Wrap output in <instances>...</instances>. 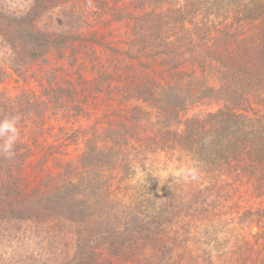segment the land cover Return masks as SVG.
Listing matches in <instances>:
<instances>
[{
    "label": "trees",
    "instance_id": "trees-1",
    "mask_svg": "<svg viewBox=\"0 0 264 264\" xmlns=\"http://www.w3.org/2000/svg\"><path fill=\"white\" fill-rule=\"evenodd\" d=\"M169 1L134 0L129 8L123 4L94 6L99 12L83 18L87 15L85 10L77 17L78 0H29L24 5L0 0V83L15 77L24 84L36 82L39 87V94L25 89L12 96L0 92V117L14 111L22 114L15 159L0 157V238L4 239H0V247L6 245L9 249L0 248V264H32L38 259L18 253L19 232L28 233L27 238L37 239L38 243L40 240L51 243L55 239L58 245L66 246L72 241L76 244L87 238L91 210L102 209L109 203L118 208L116 200L108 199L109 185L86 176L98 170H112L120 158L126 157L127 140L136 137L127 134L131 130L130 120L126 126L106 121L107 127L92 128L89 137L82 140L84 149L77 163L74 167L70 164L59 167L56 176L45 167L55 154L54 147L41 144L46 132L44 125H49L50 119L58 115L66 117L74 110L79 112L76 103L79 93L92 92L95 86L98 91L101 86L110 91L112 83L125 86L123 93L128 101L149 103L155 106L157 114L164 115L160 122L163 128L156 134L138 138L137 142L155 143L167 155L176 151L187 153L201 169L215 173L213 180L224 177L223 184L214 192L219 202L212 205L213 198L201 202L203 221L212 227L209 248L215 253L224 250L214 256L215 262L264 264V0H186L179 6ZM104 13L126 29L121 50L110 48L108 40L104 42L106 33L98 36L97 26L107 22L103 23L101 18ZM47 14L51 18L54 14L55 18L44 28ZM149 40L153 44L149 45ZM130 43L145 48L144 53L149 52L147 59L155 63L158 56L178 49L189 71L181 74L175 69L179 79L169 89L176 95L183 93L181 89L185 92L176 107H162L158 96L163 91L152 79L154 74L157 78L171 70L172 65L160 59L158 63L164 66L146 70L138 54L130 57L123 51ZM97 45L115 54V60L109 72L104 71L93 80V89L81 74L72 83L66 69L48 67L52 55L71 66L80 47ZM152 45L156 47L151 50ZM198 70L207 75L212 72L211 84L205 91L214 94V104L219 103V108L182 120L183 103L192 104L194 100L183 88L184 78L194 79ZM181 76L183 81L179 82ZM178 125H182V131L176 130ZM71 135L63 134L66 139ZM106 142L111 147H104ZM240 187L258 201L256 207L241 206L240 197L235 198ZM140 206L143 211L134 208L135 224L124 234L100 236L101 245L107 254L120 258L125 255L126 246L137 250L146 247L158 251L162 260L173 249L174 238L165 229L169 217L154 199H146ZM235 225L239 230L255 226L258 232L248 240L234 235ZM9 236L13 240L5 241ZM61 253L65 258L66 252ZM84 254L93 260L99 250L91 248ZM209 258L206 264H216Z\"/></svg>",
    "mask_w": 264,
    "mask_h": 264
},
{
    "label": "rangeland",
    "instance_id": "rangeland-1",
    "mask_svg": "<svg viewBox=\"0 0 264 264\" xmlns=\"http://www.w3.org/2000/svg\"><path fill=\"white\" fill-rule=\"evenodd\" d=\"M7 1L11 2V5H24L29 2V0H5V2ZM185 1L170 0L169 2L172 5L179 6L184 4ZM132 2L134 0H78L79 16L77 17H81V11L85 10L87 15H84L83 18H91L93 16L92 12H99L94 6L99 8L101 5L109 7L123 4L129 8ZM63 15L59 14L60 17ZM53 18H55L54 14ZM53 18L48 14L46 15L43 20L44 28L52 23ZM101 18L103 23H105V20L107 22L104 25L97 26L99 30L98 36L101 33H106L103 39L104 42L108 40L111 42L110 48L121 50L123 47V33L126 31L125 27L121 23L112 21V18L107 13H104ZM108 20L111 21L109 22ZM109 30L110 33L107 34ZM174 36H178V34H174ZM150 43L153 44L149 40L148 44L150 45ZM134 46L130 43L129 47L123 48V51L131 54L130 57L138 54L139 62L143 64L141 66L146 67V70L158 69V66H164L158 63L160 59H162L160 61L167 62L168 65L173 66L170 67L171 70L166 73L162 72L157 78H155V74L152 75V79L156 80V84H159L163 91L158 96L162 107L166 109L176 107L179 104V99H184L185 92L181 89L183 93L176 95L169 88L179 79L177 76L180 74L175 69L180 70L181 74H184L182 73L184 71H189L186 61H183V56L179 55L178 49H174L173 53L158 56L156 63L150 62L147 59L149 52L144 53L145 48ZM153 47H156V45H152L151 50ZM114 60L115 54L105 51L99 45L85 46L80 47L75 52L71 66L64 60L56 59V56L52 55L48 67L66 69L65 74L72 83L75 82L78 74H81L89 81L90 88L93 89L95 86L93 80L97 79L100 74H104V71L109 72ZM120 61L124 62L125 60L121 57ZM35 68L34 71L38 73L39 71ZM64 69L57 71V74H61ZM207 73L209 75L206 72L200 73V70H198L196 72L198 75L195 78L193 77L194 79L184 78L185 86L183 88L187 90L188 96L194 98V100L192 104H189V101L183 103L182 120L195 115L199 116L208 112H216L219 108V103L214 104L216 100L214 94L205 91V87L211 84L210 77L212 72ZM182 81L183 78L181 76L179 82ZM103 88L101 86L98 91L95 86L96 91H86L83 95L79 93L80 95H78L79 97L76 100L79 105V112L75 113L74 110L70 111L66 117L58 115L53 120L50 119L49 125H44L46 132L43 135L44 141L41 144L54 147L53 151L55 154L48 159L45 167H47V172L52 176H56L59 172V167L65 164H70L74 167L84 149L82 140L85 141L89 137L88 134L91 133L92 128H105L107 127L106 121L114 122L120 127L122 125L126 126L130 120L129 124L131 126L128 127H131V130H127V134L132 133L136 137L132 141L130 139L127 140L126 157L120 158V163H117V167L112 170H98L94 174L86 176L88 179L93 178L107 183L109 185L108 199L113 198V202L116 200L119 205L118 208L116 207L117 205L115 206L112 203L110 205L109 203L107 207L102 209L91 210L92 221L87 226L86 241L80 240L76 244L72 241L70 243L67 242L66 246L58 245L55 242L56 240L52 238L53 241L51 243L41 242V240L38 243L37 239L27 238L29 236L28 233L19 232L21 242H19L18 253L25 256H37L38 259H35L32 264H206L207 256H210L209 259L212 262L218 264V262H215L214 256L224 252V250L215 253L214 250L209 248L211 245H208V239L212 233V227L210 223L203 221L204 211L203 207H201V202H203L204 198H207V200L213 198L212 205H214V202H219V197L214 192L217 186L223 184L224 177L218 176L213 180L212 177L215 173H208L201 169L195 158L187 153L176 151L167 155L161 152L155 143L152 144L150 141L145 140L137 142L138 138L149 136L152 133L156 134L155 132L161 130L163 127L160 122L164 120V115L157 114L155 106L149 103L128 101L126 94L123 93L125 86L122 83H112L110 91L105 87ZM22 89L39 94L38 84L33 81L24 84L15 77H11L0 83V92L7 95H15ZM135 116H137L136 119L138 118L136 121L134 120ZM182 129V125H178L176 128L177 131H182ZM64 133H68L69 136L72 134L70 139H66L63 136ZM110 144V142H106L104 147L109 148L111 147ZM34 159L32 158V160ZM181 167L185 169L195 167L198 169L200 179L195 182L185 181L177 176L176 171ZM211 187H213L212 190ZM205 189L208 191H205ZM111 194L113 196L110 197ZM239 197L241 206L244 208H254L258 204V201L254 200L244 187L237 188L235 198ZM146 199H154L162 213L169 217L170 223L166 225L165 229L169 233L168 236L174 238L172 241V253L164 258L161 256L163 258L161 260L158 256V251L154 252V250H148L146 247L137 250L135 247L126 246V253L121 258L107 254L105 252L106 248L103 244L101 245L100 236L105 238L113 235V233L124 234L131 225L135 224V220H133L136 218L134 208L143 211L144 208L140 205ZM123 207L125 208L123 209ZM128 208H130V211L126 212ZM216 210L217 207L214 211L216 212ZM212 225L215 228V223ZM235 227L237 231H235L234 235H241L248 240H252V236L258 232L255 226L245 227L242 230H239L241 228L237 225ZM13 236H9L5 241L13 240ZM42 237L43 235L39 239ZM50 246L51 248L46 252L45 249ZM90 247L99 250L100 256L98 255L93 260H89L84 252H88L91 249ZM0 248L9 251V249H6V245L5 247L2 245ZM61 252H66L65 258H63ZM24 262L26 263V261Z\"/></svg>",
    "mask_w": 264,
    "mask_h": 264
},
{
    "label": "clouds",
    "instance_id": "clouds-1",
    "mask_svg": "<svg viewBox=\"0 0 264 264\" xmlns=\"http://www.w3.org/2000/svg\"><path fill=\"white\" fill-rule=\"evenodd\" d=\"M22 114L11 112L0 117V157L13 161L17 155L16 146L20 139L19 124ZM176 175L185 181H198L200 179L198 169L195 167L177 169Z\"/></svg>",
    "mask_w": 264,
    "mask_h": 264
}]
</instances>
